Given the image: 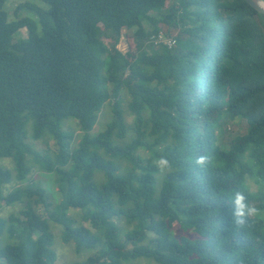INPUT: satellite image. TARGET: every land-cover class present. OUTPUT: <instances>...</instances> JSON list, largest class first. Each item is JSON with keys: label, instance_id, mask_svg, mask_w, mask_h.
I'll list each match as a JSON object with an SVG mask.
<instances>
[{"label": "trees", "instance_id": "16d2710c", "mask_svg": "<svg viewBox=\"0 0 264 264\" xmlns=\"http://www.w3.org/2000/svg\"><path fill=\"white\" fill-rule=\"evenodd\" d=\"M5 1L0 158L15 173L0 163V205L24 206L22 219L0 216V235L17 239L0 246V259L54 264L52 221L77 251L96 249L74 264H264V215L238 229L230 202L243 190L264 210V14L245 0H41L46 8L25 1L13 14L32 16L9 20ZM159 23L177 30L173 45L157 39ZM111 100L112 117L93 133ZM234 118L245 119V132L219 144L217 129ZM66 120L76 121L78 142ZM28 122L29 137L53 139L55 151L30 144ZM199 155L210 163L197 166ZM160 156L172 164L165 176L154 167ZM33 168L54 175L58 202L37 181L4 191Z\"/></svg>", "mask_w": 264, "mask_h": 264}, {"label": "rangeland", "instance_id": "374dc122", "mask_svg": "<svg viewBox=\"0 0 264 264\" xmlns=\"http://www.w3.org/2000/svg\"><path fill=\"white\" fill-rule=\"evenodd\" d=\"M25 1L34 2L38 5H41L42 7H47L46 4H44L41 0H6L4 3V10L8 13V19L12 20L13 18L20 17V16H32L27 10L20 9L17 14H13L16 6L20 3H23ZM144 27L146 30L150 29V26L144 22ZM158 26H160V39H166L168 40L170 37L175 35L177 32L176 29L173 27H170L167 24L159 23ZM135 30L134 28H131L127 30V33L131 35V33ZM17 37H26V30L22 29L17 34H15V39ZM105 43L108 45L111 44V41L108 38H103ZM171 45L174 44L172 41L169 43ZM129 100V96L124 95L122 106L125 108L127 101ZM112 100L108 101L107 104L102 108V111L99 113L98 116V122L95 124L93 128V133H97L104 129L105 124L107 121L110 120L112 117ZM127 121H130L132 119V115L126 114ZM247 123L245 119L243 118H234L230 120H225L222 122L219 129H217L218 140L217 142L219 144L227 145L228 142L237 134H243L246 130ZM63 128L66 130H72L75 133V142H78L80 139V131L78 129L77 123L74 120H66L63 123ZM27 132H28V138L27 140L30 142L32 146H34L37 150H42L43 152H46L48 150L55 151L56 150V144L53 139L49 138H41V139H31L29 137L30 134V122L27 124ZM139 152L147 156V151L143 149H139ZM0 163H3L6 167H8L12 173H15L13 162L10 158H0ZM101 175L99 174L98 177ZM29 181H37L40 182L41 185H43L48 191H49V200L52 202V204L58 202V200L61 199L60 192L58 191V186L54 182V175L52 173L44 172L41 169L33 168L30 173L28 174V180L24 182H19L17 180H13L10 184H7L5 186L4 191H9L12 187L15 186H25L29 183ZM249 187L251 190H257V185L249 178L246 179ZM24 203L23 202H15L10 205H5L4 202H1L0 205V216L7 218L8 216H17L19 219H22L23 216L20 214L21 209H23ZM34 209L41 215L47 217V212L45 211L43 205H34ZM68 214L76 220V223L82 224L88 228L92 227L88 222H85L81 218V210L77 208L70 207L68 210ZM120 225L124 228V230L130 229L131 225H128L123 219H120L118 221ZM17 230L20 228V224L16 223ZM49 227L50 231L52 233L53 239H52V248L56 252L57 259L54 262V264H74L76 262L83 261L87 256L95 254L96 249H82L80 251H77L75 249V245L73 241L65 242L62 238V231L63 227L62 225L49 221ZM174 232H178V225H173ZM93 230V229H92ZM17 242L16 237H11L9 232L7 230H4V232L0 235V246H4L6 244H14ZM6 264V263H5ZM122 264H156L154 261L150 260L149 258L145 257H138L135 260L129 261V262H123Z\"/></svg>", "mask_w": 264, "mask_h": 264}, {"label": "clouds", "instance_id": "9594fccd", "mask_svg": "<svg viewBox=\"0 0 264 264\" xmlns=\"http://www.w3.org/2000/svg\"><path fill=\"white\" fill-rule=\"evenodd\" d=\"M209 163L210 158L207 155H199L195 159V164L200 167H205ZM154 167L161 176L167 175L172 170V164L166 156L158 157L154 162ZM230 202L232 222L238 229L250 226L255 219L264 215V210L251 203L248 195L243 190L234 191Z\"/></svg>", "mask_w": 264, "mask_h": 264}, {"label": "water", "instance_id": "95a60500", "mask_svg": "<svg viewBox=\"0 0 264 264\" xmlns=\"http://www.w3.org/2000/svg\"><path fill=\"white\" fill-rule=\"evenodd\" d=\"M253 9L264 14V6L260 3V0H245Z\"/></svg>", "mask_w": 264, "mask_h": 264}, {"label": "built area", "instance_id": "2783aa9c", "mask_svg": "<svg viewBox=\"0 0 264 264\" xmlns=\"http://www.w3.org/2000/svg\"><path fill=\"white\" fill-rule=\"evenodd\" d=\"M159 36H160V33L158 34L157 39L158 40H163L164 43H166L167 45H171V44H169L171 41H172V43L174 42V39L171 38V37L168 40H166V39H160Z\"/></svg>", "mask_w": 264, "mask_h": 264}, {"label": "crops", "instance_id": "0c3cea01", "mask_svg": "<svg viewBox=\"0 0 264 264\" xmlns=\"http://www.w3.org/2000/svg\"><path fill=\"white\" fill-rule=\"evenodd\" d=\"M5 260L4 259H0V264H5Z\"/></svg>", "mask_w": 264, "mask_h": 264}, {"label": "bare ground", "instance_id": "6f19581e", "mask_svg": "<svg viewBox=\"0 0 264 264\" xmlns=\"http://www.w3.org/2000/svg\"><path fill=\"white\" fill-rule=\"evenodd\" d=\"M260 3L264 6V0H260Z\"/></svg>", "mask_w": 264, "mask_h": 264}]
</instances>
